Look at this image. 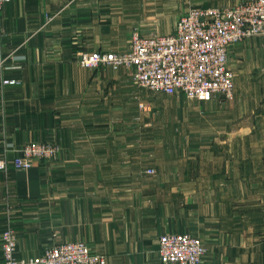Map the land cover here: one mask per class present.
Masks as SVG:
<instances>
[{
	"label": "crops",
	"instance_id": "crops-1",
	"mask_svg": "<svg viewBox=\"0 0 264 264\" xmlns=\"http://www.w3.org/2000/svg\"><path fill=\"white\" fill-rule=\"evenodd\" d=\"M247 1L13 0L2 7L0 156L5 150L12 158L31 142L58 148L53 162L0 171V236L9 219L16 258L80 241L105 264H161L159 237L188 233L206 247L201 264H264V40L229 47L233 95L203 103L138 87L124 67L77 62L81 52H127L134 32L172 34L188 4Z\"/></svg>",
	"mask_w": 264,
	"mask_h": 264
},
{
	"label": "built area",
	"instance_id": "built-area-1",
	"mask_svg": "<svg viewBox=\"0 0 264 264\" xmlns=\"http://www.w3.org/2000/svg\"><path fill=\"white\" fill-rule=\"evenodd\" d=\"M13 0H0L2 7ZM189 3L190 0H187ZM259 36L264 40V0H249L225 8L188 5L176 21L172 34L140 36L134 32L125 53L84 52L77 62L82 68L124 67L138 87L187 100L208 102L216 95L231 99L234 74L227 64L230 46ZM2 30L0 26V49ZM0 50V64L2 63ZM14 80L3 84L15 85ZM58 148L47 142H31L9 158L4 150L0 171L27 170L34 160L53 162ZM146 173H153L147 169ZM3 264H105V258L83 242L45 247L39 256L18 259L17 237L9 219L1 232ZM201 240L188 233L163 234L158 239L161 264H201L206 254Z\"/></svg>",
	"mask_w": 264,
	"mask_h": 264
},
{
	"label": "rangeland",
	"instance_id": "rangeland-1",
	"mask_svg": "<svg viewBox=\"0 0 264 264\" xmlns=\"http://www.w3.org/2000/svg\"><path fill=\"white\" fill-rule=\"evenodd\" d=\"M189 5V4H188ZM188 5H186V8L188 7ZM192 5V4H191ZM193 6V5H192ZM215 8V7H214ZM150 37V36H149ZM81 53H84V52H81ZM81 53H79L78 55H80ZM234 91V90H233ZM232 95H233V92H232ZM168 101L166 102V104L168 105ZM192 107V105H189L188 107H185L186 108V110L187 109H190ZM168 109V108H167ZM171 109H172V107H171ZM169 110V109H168ZM203 110V109H202ZM169 114H171L169 111L168 112H164V115H166L169 119L171 118V116H169ZM169 119H167L165 122H163V123H167L168 122V120ZM203 122H204V120H203V118H202V121H201V123L203 124ZM247 123V122H246ZM261 123H263L264 124V118H263V120H262V122ZM261 136H262V139H264V128L262 129V131H261ZM185 153V155L186 156H188L189 155V153H187L186 151L184 152ZM263 197H264V195H262ZM263 246V245H262ZM262 246H260V249H259V254H260V256H262V255H264V248H262ZM16 248H17V246H16ZM260 263L262 264V261L260 260Z\"/></svg>",
	"mask_w": 264,
	"mask_h": 264
}]
</instances>
